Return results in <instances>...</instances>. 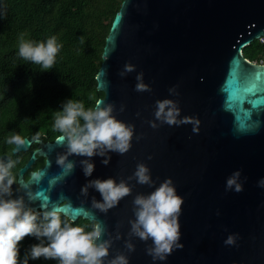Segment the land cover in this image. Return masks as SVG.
<instances>
[{
	"label": "water",
	"instance_id": "obj_1",
	"mask_svg": "<svg viewBox=\"0 0 264 264\" xmlns=\"http://www.w3.org/2000/svg\"><path fill=\"white\" fill-rule=\"evenodd\" d=\"M262 35L264 0H122L105 37L95 79L96 89L103 92L101 105L114 104L117 118L135 126L131 149L124 155L109 153L107 166L103 158L93 157L95 171L86 178L79 164L84 157H69L77 166L67 175L56 163L66 151L61 134L38 139L40 147L17 171L14 195L23 196L38 211L59 206L72 221L81 217L102 222L107 229L104 238L113 239L110 259L127 251L133 198L154 188L130 181L131 194L105 214L92 207L93 197L98 200L100 194L89 189L84 196L82 186L96 177L126 179L138 162H144L157 186L171 178L183 199V247L156 264H264V188L258 186L264 178V105L248 102L264 99V63L242 53ZM128 63L135 71L122 77ZM245 70L255 94L238 83ZM141 72L151 91L135 90ZM173 87L176 95L169 93ZM165 98L179 102L182 117L199 119L198 132L192 124L150 126L156 101ZM24 138L26 143L15 145L12 153L29 148L31 141ZM36 154L45 158L44 163L25 179ZM0 158L11 156L3 153ZM235 170L241 171L243 191H226V179ZM29 195L35 199L29 201ZM117 233L120 239H115ZM230 234L237 235L236 243L225 245ZM132 240L130 264H153L146 253L151 241Z\"/></svg>",
	"mask_w": 264,
	"mask_h": 264
},
{
	"label": "clouds",
	"instance_id": "obj_2",
	"mask_svg": "<svg viewBox=\"0 0 264 264\" xmlns=\"http://www.w3.org/2000/svg\"><path fill=\"white\" fill-rule=\"evenodd\" d=\"M62 44L55 36L45 41L35 42L20 36L18 56L24 61L39 65L42 72L50 71L55 63ZM135 71V66L128 63L120 75ZM135 90L137 92L151 91L144 82L143 73L136 76ZM169 93L176 95V88H170ZM115 105L96 101L94 107L87 108L81 101L66 99L61 103L55 114L54 127L61 134L59 139L65 142L66 151L58 155L56 163L62 168L63 174H70L76 165L69 159L76 155L84 157L79 161L86 178L92 177L95 171L93 157H101L107 166L111 161L109 153L124 155L132 147L135 126L123 121L114 114ZM120 111H124L121 105ZM155 119L149 121L155 129L161 124L181 126L192 124L193 132H198L199 119L182 117L179 102L171 98L157 100L154 111ZM159 122V123H158ZM141 137L137 136L139 140ZM33 139H39V133ZM9 145L22 146L26 139L19 134L6 138ZM151 159V157H149ZM15 161L10 158H0V264H29L30 260H55L58 264H130V253L135 251L132 238L141 241H151L146 248L147 255L152 257L153 264L165 262L175 249L183 247L179 216L183 199L178 195L171 178L157 183L152 178L149 166L138 162L131 176L117 179L115 177L87 179L81 192L88 195L89 189L100 194V199L93 197L92 207L102 213H107L119 202L130 195L132 184L148 185L154 188L149 193H139L132 201L134 218L129 220L130 229L125 241V251L117 252L110 259V249L113 239L105 234L107 229L100 221H94L90 231L76 225L68 218L62 219L59 206L41 207V210L31 207L23 196L14 195L13 185L16 178L12 174ZM39 177L41 173H34ZM264 188V178L258 182ZM226 191H243L241 171L231 173L225 183ZM35 197L29 195V201ZM34 237L38 243L32 244L23 257H20V242L26 237ZM236 234H230L224 241L225 245H234ZM115 239H120L117 233Z\"/></svg>",
	"mask_w": 264,
	"mask_h": 264
},
{
	"label": "trees",
	"instance_id": "obj_3",
	"mask_svg": "<svg viewBox=\"0 0 264 264\" xmlns=\"http://www.w3.org/2000/svg\"><path fill=\"white\" fill-rule=\"evenodd\" d=\"M121 1L0 0V154H10L16 162L14 168L29 153L23 157L20 153L13 154L14 145L6 143L7 137L14 134L31 137L39 133L52 140L60 135L54 120L63 101L78 100L87 109L103 96L96 89L95 76L105 37ZM22 34L35 42L55 36L62 44L50 71L42 72L39 65L18 56ZM242 53L248 60L259 62L264 55V43L254 39L242 48ZM64 218L68 217L62 214ZM74 223L87 231L93 225L81 217ZM35 243L38 241L34 237L26 236L20 242V257ZM29 264L58 262L40 258L30 260Z\"/></svg>",
	"mask_w": 264,
	"mask_h": 264
},
{
	"label": "flooded vegetation",
	"instance_id": "obj_4",
	"mask_svg": "<svg viewBox=\"0 0 264 264\" xmlns=\"http://www.w3.org/2000/svg\"><path fill=\"white\" fill-rule=\"evenodd\" d=\"M24 137L28 138V139L31 141L30 146H29V148H28L27 150H20V151H18L17 153H20V156H21V157H23L24 155H26L27 152H28L29 154H28L27 158L24 160V162H23L20 166L14 168V169L12 170V174L15 176L16 180H17V171H18V169H19V168H20V167H21V166L27 161V159L29 158L31 152L34 151V150H36V149H38V148L40 147V143L37 142L38 139H33V137H35V136H31V137H29V136H24ZM39 140H41V141H45V140H48V139H44L42 136H39ZM14 146H15V145H14ZM14 146H13V147H14ZM13 147H12V148H13ZM11 152H12V149H11ZM6 154H7V153H6ZM13 154H16V153H13ZM9 155H10V154H9ZM10 156H11V155H10ZM44 160H45V158H44L43 156H41V155H39V154H36V159H35L34 163L29 167V169L24 173V178L27 179V178L29 177V172H30L31 170L36 169V168L42 166L43 163H44ZM40 161H42V164L38 165V162H40ZM36 165H37V166H36ZM17 188H18V184H17V182H16V183L14 184V186H13L14 193L17 191Z\"/></svg>",
	"mask_w": 264,
	"mask_h": 264
},
{
	"label": "snow or ice",
	"instance_id": "obj_5",
	"mask_svg": "<svg viewBox=\"0 0 264 264\" xmlns=\"http://www.w3.org/2000/svg\"><path fill=\"white\" fill-rule=\"evenodd\" d=\"M250 79V73L248 71H242L240 73L239 76V81L238 83L243 86L244 91L246 92H252L253 94H255V86L249 87L248 86V81ZM247 100V97H245L244 99L238 101V103H244ZM249 103H251V105L253 107H259L260 105H264V99H260V100H250L248 101ZM229 103H231V101H229Z\"/></svg>",
	"mask_w": 264,
	"mask_h": 264
},
{
	"label": "built area",
	"instance_id": "obj_6",
	"mask_svg": "<svg viewBox=\"0 0 264 264\" xmlns=\"http://www.w3.org/2000/svg\"><path fill=\"white\" fill-rule=\"evenodd\" d=\"M258 40H259L261 43H264V35L260 36V37L258 38ZM259 62H260V63H264V55H263V57L260 59Z\"/></svg>",
	"mask_w": 264,
	"mask_h": 264
}]
</instances>
